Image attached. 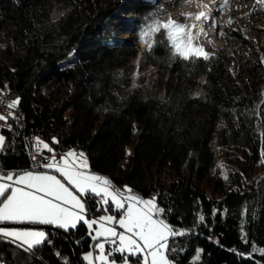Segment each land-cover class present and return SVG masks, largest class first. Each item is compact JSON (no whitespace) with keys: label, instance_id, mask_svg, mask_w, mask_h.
Wrapping results in <instances>:
<instances>
[{"label":"trees","instance_id":"16d2710c","mask_svg":"<svg viewBox=\"0 0 264 264\" xmlns=\"http://www.w3.org/2000/svg\"><path fill=\"white\" fill-rule=\"evenodd\" d=\"M54 1L69 8L56 22L50 19ZM157 4L0 0V88L19 100L24 118L1 129L0 166L35 168L32 151L43 163L47 150L37 152V137L56 151L83 150L92 170L117 187L157 196L159 206L171 209L167 222L190 230L169 241L177 248L170 256L176 264H264L258 253L247 258L252 244L264 248V98L252 79L257 63L242 59L229 75L219 58L170 61L168 48L158 44L148 55L167 77L166 96L139 87L128 93L137 29ZM200 76L209 81L206 97L188 91ZM103 208L91 205L88 215ZM87 232L82 223L68 231L82 260L92 247ZM48 234L53 243L31 253L0 242V258L4 264H79L61 231Z\"/></svg>","mask_w":264,"mask_h":264},{"label":"snow or ice","instance_id":"6c2138e0","mask_svg":"<svg viewBox=\"0 0 264 264\" xmlns=\"http://www.w3.org/2000/svg\"><path fill=\"white\" fill-rule=\"evenodd\" d=\"M174 3L175 0L173 6ZM229 5L230 0H221L220 8L222 10ZM164 11L157 4L139 28V42L146 46L148 52L151 53L160 44L168 48L170 61L178 59L195 63L200 59H210L211 54L194 43L199 35H206L203 28L196 33V23L189 26L171 18L164 21L161 19ZM257 12L264 13V0H254L249 15ZM188 18L194 21L214 20L204 12L194 17L189 13ZM219 35L223 37L227 33L220 31ZM18 104L17 99L7 107L16 108ZM5 119L7 117L0 115V120ZM261 141L264 144V133L261 134ZM52 142L59 143L55 138ZM5 143V137L0 135V151H3ZM35 145L37 152L47 150L53 153V148L39 138H36ZM32 160L35 168L54 170L60 178L45 171H5L0 166V181L11 182H0V225H43L68 232L76 230L82 223L90 230L89 236L96 241L93 248L98 250L95 256L93 251L83 256L88 264H176L170 256L177 248L174 244L170 247L169 241L174 242L176 237L185 236L190 230H181L167 222L166 214L171 209L159 206L157 196L144 198L127 185L122 189L117 187L109 177L92 172L87 156L73 149L61 154L59 159L53 154L44 163L38 161L35 155ZM261 163L264 164V148L261 150ZM91 205L98 211L103 205H109L103 211L113 214L91 218L88 215ZM249 212L246 209V214ZM250 214L255 218V212ZM204 220L205 217L200 215L199 221ZM97 224L99 227L94 229L93 225ZM113 224L123 231L118 232ZM242 239L248 243L246 233ZM0 242L15 244L29 253L42 244L53 243L50 234L43 228L3 226H0ZM106 243L114 247L106 250ZM257 253L264 256V248L252 244V252L247 254V258L252 259ZM116 254H119L118 257ZM240 255L245 256L244 253ZM196 260H199V253ZM0 264H4L2 258Z\"/></svg>","mask_w":264,"mask_h":264},{"label":"rangeland","instance_id":"374dc122","mask_svg":"<svg viewBox=\"0 0 264 264\" xmlns=\"http://www.w3.org/2000/svg\"><path fill=\"white\" fill-rule=\"evenodd\" d=\"M159 2V5L165 10L161 19L167 21L169 18L175 20L178 23H183L191 26L193 23L197 24L195 29L196 33H199L200 27L203 28V32L206 35H199L195 45L203 47L207 52L211 54V58H219L223 61V65L226 68V73L229 75H235L239 70V62L242 59H250L256 61V68L253 69L252 79L257 84V87L261 89L262 98H264L263 79H264V13H252L254 1L251 0H230V5L227 8L221 10V0H177L173 6V0H153ZM198 5H204L200 7ZM68 6L63 2L54 1L53 7L50 12V19L54 22L60 20L67 12ZM201 11L213 17L214 20L201 19L194 21L188 18V14L194 17ZM229 21H232L230 24ZM206 24V25H205ZM141 27V26H140ZM137 29L135 43L138 44V51L134 57L129 61L130 66V83L125 86V91L128 93L139 87L144 94H156L160 97H165V82L166 76H162L150 59L149 52L145 45L139 42ZM223 31L227 35L221 37L219 32ZM209 81L205 76L197 78L196 82L188 86V91L192 96H204L208 95ZM0 135H3L0 129ZM43 140L40 137H37ZM46 142L45 140H43ZM47 143V142H46ZM36 146V145H35ZM42 147V146H41ZM43 151V150H42ZM86 153L83 150H79ZM131 152V147L128 148V154ZM87 156V155H86ZM222 162L219 159L218 165ZM144 197V198H149ZM107 208V205H103ZM113 214L111 212H103L96 216H89L97 219L101 215ZM117 231H123L118 225L113 224ZM99 224L93 225V228H98ZM89 229L87 235H89ZM94 235V232H93ZM101 242L102 238H101ZM96 241L92 240V247L82 253L83 256L93 251L94 256L98 254V250L93 248ZM114 247L110 244H105V249L108 250ZM199 251L194 255L196 258ZM117 257L119 254H116ZM135 258H133L134 260ZM84 260V259H83ZM85 261V260H84ZM87 264L88 262L85 261ZM98 264V262H94Z\"/></svg>","mask_w":264,"mask_h":264},{"label":"built area","instance_id":"2783aa9c","mask_svg":"<svg viewBox=\"0 0 264 264\" xmlns=\"http://www.w3.org/2000/svg\"><path fill=\"white\" fill-rule=\"evenodd\" d=\"M14 101L11 91L6 90L5 87L0 88V115L7 117L5 120H0V129H10L14 122L23 123L24 118L18 114L17 108H8L7 106ZM11 114V115H10ZM35 155L37 160H40V155L32 151V156Z\"/></svg>","mask_w":264,"mask_h":264},{"label":"crops","instance_id":"0c3cea01","mask_svg":"<svg viewBox=\"0 0 264 264\" xmlns=\"http://www.w3.org/2000/svg\"><path fill=\"white\" fill-rule=\"evenodd\" d=\"M4 136V135H3ZM50 146V145H49ZM70 149H73V150H75V151H77V152H80L79 150H77V149H74V148H68V149H64V150H61V151H56V150H53V153H46V158L45 159H43L44 161H43V163L44 162H47V158L48 157H50L51 155H53V154H55L56 155V157H57V159H59V157H60V155L61 154H63V153H66L67 151H69ZM88 158V157H87ZM89 162V161H88ZM32 169H35V168H32ZM24 170V169H23ZM35 170H37V171H45V172H49L50 174H53V175H57V177L58 178H60L59 177V174L58 173H56L54 170H50V169H43V168H41V169H35ZM5 171H15V170H13V169H9V170H5ZM91 171L92 172H95V173H98V172H96V171H94V170H92L91 169ZM98 174H101V173H98ZM101 175H104V174H101ZM104 176H106V175H104ZM107 177V176H106ZM0 182H4V183H11V182H7V181H0ZM119 188H121V187H119ZM122 189V188H121ZM0 226H3V227H36V226H11L10 224H4V225H0ZM37 228H43L47 233H48V230H49V228H45V227H39V226H37Z\"/></svg>","mask_w":264,"mask_h":264},{"label":"water","instance_id":"95a60500","mask_svg":"<svg viewBox=\"0 0 264 264\" xmlns=\"http://www.w3.org/2000/svg\"><path fill=\"white\" fill-rule=\"evenodd\" d=\"M11 226H39V227H45V228H49V229H54V230H59V229H56V228H53V227H50V226H43V225H12L10 224ZM61 231L68 239L69 241L71 242L72 246H73V249H74V254H75V257L77 259V261L79 262V264H85L83 262V260L80 258L79 254H78V251H77V247H76V244L74 242V240L72 239V237L69 235L68 232H64L63 230H59Z\"/></svg>","mask_w":264,"mask_h":264},{"label":"bare ground","instance_id":"6f19581e","mask_svg":"<svg viewBox=\"0 0 264 264\" xmlns=\"http://www.w3.org/2000/svg\"><path fill=\"white\" fill-rule=\"evenodd\" d=\"M202 12V11H201ZM204 12V11H203ZM207 13V11H206ZM207 21V20H206ZM206 25V24H205ZM200 30H201V27H200ZM200 32V31H199ZM7 91H9L7 88H6ZM18 114L20 115V113L18 112ZM21 116V115H20Z\"/></svg>","mask_w":264,"mask_h":264}]
</instances>
